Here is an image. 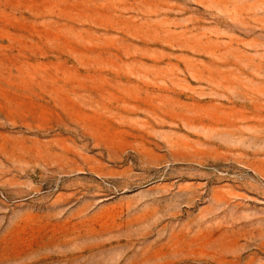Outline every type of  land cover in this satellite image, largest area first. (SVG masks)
Instances as JSON below:
<instances>
[{"label": "rangeland", "instance_id": "obj_1", "mask_svg": "<svg viewBox=\"0 0 264 264\" xmlns=\"http://www.w3.org/2000/svg\"><path fill=\"white\" fill-rule=\"evenodd\" d=\"M0 264H264V0H0Z\"/></svg>", "mask_w": 264, "mask_h": 264}]
</instances>
